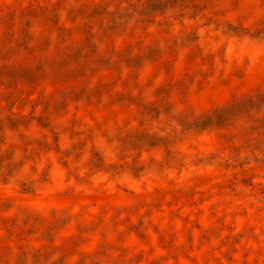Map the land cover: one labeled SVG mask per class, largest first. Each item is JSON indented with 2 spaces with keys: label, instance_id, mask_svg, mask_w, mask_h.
I'll return each instance as SVG.
<instances>
[{
  "label": "rangeland",
  "instance_id": "374dc122",
  "mask_svg": "<svg viewBox=\"0 0 264 264\" xmlns=\"http://www.w3.org/2000/svg\"><path fill=\"white\" fill-rule=\"evenodd\" d=\"M0 264H264V0H0Z\"/></svg>",
  "mask_w": 264,
  "mask_h": 264
}]
</instances>
